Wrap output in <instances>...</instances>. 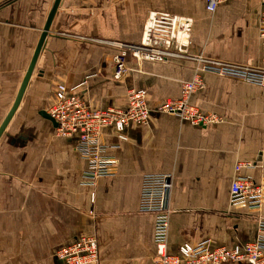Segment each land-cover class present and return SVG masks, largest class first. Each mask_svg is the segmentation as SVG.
<instances>
[{"label": "crops", "instance_id": "crops-1", "mask_svg": "<svg viewBox=\"0 0 264 264\" xmlns=\"http://www.w3.org/2000/svg\"><path fill=\"white\" fill-rule=\"evenodd\" d=\"M55 0H0V126L14 105ZM194 21L186 54L163 62L128 60L113 77L117 48L142 41L150 12ZM262 0H62L22 101L0 138V264H67L63 246L95 236L98 264H154L155 217L142 213L145 174L170 173L168 251L210 240L244 245L257 235L258 217L230 206L237 174L264 180V86L211 72L191 96L218 122L194 124L158 107L193 78V57L254 67L264 65ZM59 84L76 88L94 109L127 106L131 88L148 91L147 124L132 123L119 138L102 131L116 171L91 180L78 135L59 136L43 113ZM260 216L264 218V205Z\"/></svg>", "mask_w": 264, "mask_h": 264}, {"label": "built area", "instance_id": "built-area-1", "mask_svg": "<svg viewBox=\"0 0 264 264\" xmlns=\"http://www.w3.org/2000/svg\"><path fill=\"white\" fill-rule=\"evenodd\" d=\"M225 0H207V9L215 12ZM260 20V38L264 45V0ZM193 19L169 12H150L144 28L142 41L137 44L108 42L117 48L114 55V73L116 80L122 79L128 72L129 58L163 62L170 58L183 56L190 44ZM196 71L192 79L181 82V94L178 98H169L158 110L177 114L194 124L218 122L221 118L215 114L202 113L191 103V96L204 86L202 74L211 72L221 76L244 80L264 86V65L254 67L220 62L205 57H193ZM59 84L56 101L48 109L57 124L59 136L78 135L77 150L90 163L87 175L91 180L116 171V161L107 157L102 141V131L113 126L123 141L128 139L125 131L132 123L147 124L150 118L148 91L145 88H131L127 94V106L123 108H91L83 97ZM252 163H239L237 174L231 185L230 206L235 210H246L258 217L257 235L244 245L216 246L210 240L192 245L180 246L177 254L168 251L170 230V193L173 176L170 173H150L143 176L141 190L142 213L155 217L154 241L156 257L154 264H264V218L260 216L264 205V180L256 181L250 176L240 174L243 167ZM59 258L67 264H98V240L92 235H83L57 252Z\"/></svg>", "mask_w": 264, "mask_h": 264}, {"label": "water", "instance_id": "water-1", "mask_svg": "<svg viewBox=\"0 0 264 264\" xmlns=\"http://www.w3.org/2000/svg\"><path fill=\"white\" fill-rule=\"evenodd\" d=\"M61 1H62V0H55V2H54V4H53V7H52V9H51V11H50V14H49V16H48V19H47L46 25H45V27H44V29H43V33H42L41 38H40V40H39V42H38V44H37V47H36L35 52H34V54H33V57H32V60H31V63H30L29 68H28V70H27V72H26L25 78H24V80H23V82H22L21 88H20L19 93H18V95H17V97H16V100H15V102H14V105H13V107L11 108V110H10L9 113H8V115H7L6 118L3 120V122H2V124H1V126H0V138H1V136L3 135L4 131L6 130L8 124L10 123V121H11V119L13 118V116H14V114H15L17 108L19 107V105H20V103H21V101H22L23 95H24V93H25V90H26V88H27V85H28V83H29V80H30V78H31V75H32V73H33V70H34V68H35V65H36V63H37V60H38L39 55H40V53H41V50H42V48H43V46H44L45 40H46V38H47V36H48V34H49V32H50V29H51V26H52V23H53L54 17H55V15H56V13H57V10H58V8H59V6H60V4H61ZM43 114H44L47 118L51 119V120L56 124V122H55V120H54V118H53L52 116H50V115H49L48 113H46V112H44Z\"/></svg>", "mask_w": 264, "mask_h": 264}]
</instances>
